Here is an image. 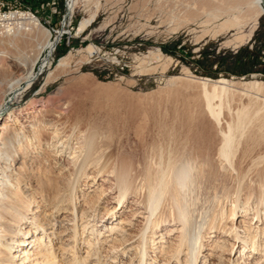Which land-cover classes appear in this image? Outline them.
Listing matches in <instances>:
<instances>
[{"label": "rangeland", "instance_id": "374dc122", "mask_svg": "<svg viewBox=\"0 0 264 264\" xmlns=\"http://www.w3.org/2000/svg\"><path fill=\"white\" fill-rule=\"evenodd\" d=\"M4 1L6 6L2 12L17 13V18L14 15L16 19L10 25L0 23L4 26L0 27V56L4 52L30 57L46 41L45 33L33 32L25 27L23 19L27 14L36 18L39 27L47 29L52 37H62L49 64L44 66L40 61L36 66V78L22 97L13 103L7 98L4 112L0 115V128L8 120H15L19 130L30 134L33 125L42 121L43 116L48 118L61 114L64 118L59 126L63 127L64 121L70 124L79 121L82 130L90 126L111 131L112 150L121 156L131 157L136 163L151 162L159 147L169 146L178 155L188 153V156L190 154L203 162L212 163L215 182L210 190L212 194L228 188L232 197L236 196L234 192H239L241 199H245L250 193L259 173L258 168L253 167V161L256 162L264 154V142L260 146H252L255 152L249 148L248 155L243 150L251 146V140L248 136L244 137L241 141L243 147H239L236 157L240 158L243 152L244 155L241 160L235 157L238 161L235 171L224 172L219 168L222 162L219 148L222 144L221 131L227 130V124L236 118V111L250 102L259 106L264 103V90L247 96L240 89L243 83H264V14L256 25L248 21L241 30L233 28L219 32L218 26L226 16L214 18L209 11L219 7L223 0H75L73 10L69 0ZM238 11V16L248 14L246 7H242V13ZM8 30H12L10 34H6ZM238 38H244L241 44ZM90 47L95 49L94 54H89ZM46 55L44 53L41 59ZM65 57V63H61ZM12 65V61H4V68ZM22 73L19 71L16 76ZM50 74L53 79L47 83ZM203 79L212 82L225 79L234 86L222 105L220 125L206 109L201 84ZM65 101L69 102L70 108L67 112H59L57 106ZM250 128L246 130L248 135ZM51 131L47 132L45 142L37 148L31 169L27 172L22 170L31 177L30 182L22 186L23 189L26 187L25 195L37 200V205L32 206L33 212L28 216V221L35 225L23 223L20 225L21 233L14 231L18 240L28 230L30 239L32 232H36L34 228L42 226L54 230L53 235L71 227L67 221L70 207L63 205L61 211H53L51 191L45 185L48 178L46 182L39 183L45 165L53 166L54 170L47 173L53 184L58 182L62 189L66 187L65 179L74 178L66 157H60L52 143H48ZM75 133L71 152L75 150L78 135H81ZM245 171H248L247 174ZM89 179L86 175L81 178L77 196L81 198V205L82 200L88 199L97 210L95 229L105 232L104 229L112 225L122 227L130 242L127 246L133 251L126 254L127 257L111 261L109 244L101 245L102 259L97 263L95 257L86 258V244H79L77 255L85 264H138L141 236L147 224V214L142 209L139 196L129 194L121 208L115 199L118 195L116 186L107 174L99 175L94 182ZM42 187L47 190L44 199ZM225 206L223 211L227 216L230 205ZM100 225L104 227H98ZM173 229L175 231L171 232ZM180 229L176 223L167 221L148 230L144 264H187L186 251L180 255L179 262L172 258L173 251L187 249L181 246ZM105 235L107 233L100 238L103 240ZM218 242L219 239L214 238L206 243L196 264L260 263V255L250 253L249 249L243 252L239 241ZM232 243H236L234 247L229 246ZM56 246L59 247V244ZM56 246L58 255L57 259H53V262L57 261L54 264L62 259V252ZM222 248H227L226 254ZM23 254L21 258L26 255ZM65 260V264L71 263V257ZM260 264H264V258Z\"/></svg>", "mask_w": 264, "mask_h": 264}, {"label": "bare ground", "instance_id": "6f19581e", "mask_svg": "<svg viewBox=\"0 0 264 264\" xmlns=\"http://www.w3.org/2000/svg\"><path fill=\"white\" fill-rule=\"evenodd\" d=\"M220 3L219 7L209 11L214 18L226 16L218 26L219 32L233 28L241 30L246 23L248 24V21L256 25L264 14V0H223ZM69 5L73 10L75 0H69ZM242 7L248 9V14L243 13L247 15L245 17L236 15L238 10L239 13H242L240 11ZM11 15H13L12 18ZM14 15L17 18V13H11L0 23L6 22L5 25H10L16 19ZM26 16L23 19L25 27L33 32L45 33L46 41L42 46H38L35 54L30 57L28 55L24 57L14 56L1 52L0 63H3V66H0V115L4 112L3 106L7 98L11 99V103L19 100L33 83L36 78V66L40 61L44 66L49 64V60L53 57L62 37H52L47 29L39 27L40 23L36 18L28 14ZM0 27L3 28L4 26L0 24ZM11 31L8 30L6 34H10ZM248 37L250 38L251 34ZM237 40L241 44L244 38ZM236 46L238 47V45ZM88 51L89 54L95 53L93 47H90ZM44 53L47 55L41 59ZM66 57L62 58L61 63H65ZM8 60L12 61L13 65L4 68V61ZM19 71L23 73L16 76ZM52 77V74L48 76L47 83L52 81ZM201 84L206 109L220 125L222 105L229 93L233 92L232 87L234 88V86L225 79L216 82L203 79ZM240 89L244 95L250 96L254 95L253 92L263 91L264 83L247 82L243 83ZM262 103L260 106L253 104V102L243 105L236 111V118L227 124V130L221 131L222 144L219 152L222 162L219 168L224 169V172L236 170L238 161H235V157L239 153V147L241 149L243 147L241 141L245 139L244 137L248 136L251 140V144H249L251 146H248L247 150H243L246 153L249 148L252 149V146H260L264 142V103ZM69 108L70 105L67 101L57 106L59 112L60 110L67 112ZM56 115L48 118L43 116L42 121L33 125L30 134L19 130L15 120H8L0 128V132H2L0 135V264H54L57 262H53V259H57L58 255L55 251L57 243L59 244V247L56 246L58 251L62 252L60 264H65L68 257H71L70 264H85V261L82 258L80 260L77 255V245L79 244H86V258L93 259L95 257L97 263L101 262L102 259L101 245L109 244L108 253L112 254L111 261L124 258L126 254L133 251L132 247L128 248L127 246L130 242L125 237L126 233L122 227L112 225L106 230L104 229L105 232L95 229L97 210H94L91 201L88 199L82 200L84 205H81V198L77 196V185L84 175L86 178H90L89 181L94 182L101 174H107L114 182L113 186H116L115 191L118 192L115 198L118 206L122 208L127 196L135 193L137 197L139 196L138 200H141L142 209H145L147 224L141 236L138 264L145 263V238L148 230H153L155 227H159L160 223L163 224L167 221L176 223L181 227V246L187 247V249L173 251L172 258H176L177 262L180 261V255L186 251L187 264H196L205 244L214 238H218L219 244H227L228 240H233L236 243L239 241V245L240 243L243 245V252L249 249L250 253L260 255L261 263L264 258V154L256 162L253 161V167H257L256 170H259V173L257 181L254 182L255 186L252 185V189L245 199H241L239 192H234L236 196L232 197V191L228 188H223L219 192L214 191L212 194L210 190H212L211 187H214L215 182L212 178V163L209 161L204 160L203 162L190 154L188 156V153L187 155H178L168 146L166 148L157 147V153L154 154L153 159H150L151 162L136 163L131 157L121 156L112 150L110 142L113 140V134L111 131L90 126V128L87 127L82 130L79 127V121L72 124L64 121L62 127L59 126V122L64 117L61 114ZM250 127L252 128L251 132ZM248 128H250L249 135L246 132ZM48 131H51L49 133L50 142L48 143H52L53 149L57 150L60 157H66L68 165H71L74 178L65 179L66 187L62 189L58 182L57 185L53 184L47 173L54 170L53 166L45 165L39 183L46 182L45 179L48 178L45 185L51 191L50 202L53 211L58 209L59 212L64 206L70 207L71 214L67 221L71 227L65 228V231L59 235H53L54 230L42 226L41 228H34L36 232H32L30 239L27 236L30 233L28 230L23 232V238L18 240L14 231L21 233L20 225L23 223L35 225V223L28 221V216L29 213L33 212L32 206L37 205V200L29 199L25 195L26 187L23 189L22 186L26 185V182L29 183L31 177L29 174L22 173V170L27 172L31 169L34 154L37 153V148L45 142L44 138ZM77 132L81 135H78L75 150L71 152L74 146L72 136L74 133L77 135ZM252 151L255 152L253 149ZM259 153L261 154V152ZM246 157L248 158L247 155ZM240 158L238 159L241 160ZM46 163H48L47 160ZM242 169L243 167L241 171ZM206 185L209 187L206 188ZM45 191L47 190L42 187L43 199L45 198ZM46 202L49 201L46 199ZM225 204L230 205L227 216H224L223 211L226 208ZM170 231L174 232L175 229ZM106 233L107 235L102 240L100 237ZM236 243L229 244V246L234 247ZM222 249L226 254L227 248ZM22 254L24 256L21 258ZM16 259L20 260L17 261Z\"/></svg>", "mask_w": 264, "mask_h": 264}, {"label": "built area", "instance_id": "2783aa9c", "mask_svg": "<svg viewBox=\"0 0 264 264\" xmlns=\"http://www.w3.org/2000/svg\"><path fill=\"white\" fill-rule=\"evenodd\" d=\"M5 6H6V2L4 0H0V22L3 21V19L7 18L11 14V12L9 13L2 12L5 9Z\"/></svg>", "mask_w": 264, "mask_h": 264}, {"label": "trees", "instance_id": "16d2710c", "mask_svg": "<svg viewBox=\"0 0 264 264\" xmlns=\"http://www.w3.org/2000/svg\"><path fill=\"white\" fill-rule=\"evenodd\" d=\"M166 50V49H165Z\"/></svg>", "mask_w": 264, "mask_h": 264}]
</instances>
